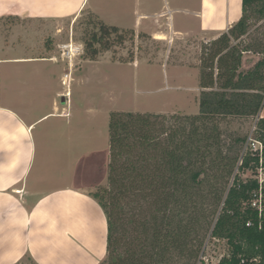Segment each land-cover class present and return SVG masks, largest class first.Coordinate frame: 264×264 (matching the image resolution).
I'll return each mask as SVG.
<instances>
[{
  "label": "trees",
  "instance_id": "obj_1",
  "mask_svg": "<svg viewBox=\"0 0 264 264\" xmlns=\"http://www.w3.org/2000/svg\"><path fill=\"white\" fill-rule=\"evenodd\" d=\"M253 14L264 19V0H242L241 18L204 50L199 113H111L107 185L92 193L108 222L103 263L192 264L210 236L230 248L219 264H264V181L241 175L264 167V58L240 73L242 54L230 46L247 33ZM99 30L85 40L88 59L101 52L95 43L110 49L104 36H135L102 19ZM233 115L256 117L262 153L242 154L226 142L222 122Z\"/></svg>",
  "mask_w": 264,
  "mask_h": 264
},
{
  "label": "crops",
  "instance_id": "obj_2",
  "mask_svg": "<svg viewBox=\"0 0 264 264\" xmlns=\"http://www.w3.org/2000/svg\"><path fill=\"white\" fill-rule=\"evenodd\" d=\"M92 1L0 0V19L20 20L0 32V76L1 65L9 64L7 91L0 89V264L28 258L34 264H102L107 256V216L92 195L104 185V164L91 153L82 161L92 143L78 133L77 122L63 120L68 111L57 98L63 90L50 110L43 106L41 94L54 77L38 63L67 60L60 76L67 86L76 67L73 56L65 57L68 45L61 53L36 45L50 25L87 10L169 44L191 34L216 38L242 16V0H116L113 20L106 22L101 1ZM108 163L109 141L107 176Z\"/></svg>",
  "mask_w": 264,
  "mask_h": 264
},
{
  "label": "rangeland",
  "instance_id": "obj_3",
  "mask_svg": "<svg viewBox=\"0 0 264 264\" xmlns=\"http://www.w3.org/2000/svg\"><path fill=\"white\" fill-rule=\"evenodd\" d=\"M96 1V0H93ZM92 1V2H93ZM101 1V11L106 22L113 20L111 6L113 1ZM20 23L14 18L0 19V32H6L12 24ZM100 17L90 11H84L80 16L52 23L43 38L37 39V46L55 51L72 50L73 55H65L66 59H76L75 70L72 71V81L69 86L62 83L60 76L68 68L67 60L39 62L44 68L52 70V77L46 84L41 97L45 99V108H51V103L58 90H63L57 98L62 109L67 110L68 118L78 125V133L91 141L90 148L82 153L83 158H91L104 164V185H107V162L110 115L114 111L152 112L158 114H197L200 111L202 88L199 85L202 58L214 39L204 40L191 34L171 38L169 44L153 38L146 32L135 36L125 33V40L117 41L116 35L102 37V42L111 43L108 50L95 43L101 52L97 59L86 58V39H92L93 34L100 36ZM225 32H229V29ZM163 37V36H162ZM4 38L0 34V39ZM230 46L242 54L240 73H246L255 68L256 63L264 58V19L253 14L248 31L241 37L233 36ZM43 49V48H42ZM207 49V50H206ZM248 49V50H246ZM8 67L6 61L1 65L3 75L0 76V89L5 94L8 88ZM264 71V70H263ZM2 84V85H1ZM67 91L69 93L67 94ZM256 117L253 115L228 116L222 122L224 139L237 148L242 154L251 151L249 138L256 137ZM63 157V161L64 162ZM254 174L251 169L241 175L244 179L257 177L264 181V167H259ZM52 181H49L51 185ZM100 187V186H99ZM98 187V188H99ZM97 188V189H98ZM96 189V190H97ZM95 190V191H96ZM144 209L145 202H142ZM132 203L126 205L132 208ZM129 213L125 217L124 228L128 229ZM128 231L125 230V235ZM127 241V237H126ZM230 255V248L225 239L208 236L198 260L192 264H219L223 257ZM18 264H34L25 259ZM105 264V263H103Z\"/></svg>",
  "mask_w": 264,
  "mask_h": 264
},
{
  "label": "built area",
  "instance_id": "obj_4",
  "mask_svg": "<svg viewBox=\"0 0 264 264\" xmlns=\"http://www.w3.org/2000/svg\"><path fill=\"white\" fill-rule=\"evenodd\" d=\"M70 53V56L73 55L72 50L68 51ZM248 144L251 146V150L253 151H259V153H262L263 145L260 141L256 140V138L250 137ZM254 205L261 206V199H258L254 202Z\"/></svg>",
  "mask_w": 264,
  "mask_h": 264
},
{
  "label": "bare ground",
  "instance_id": "obj_5",
  "mask_svg": "<svg viewBox=\"0 0 264 264\" xmlns=\"http://www.w3.org/2000/svg\"><path fill=\"white\" fill-rule=\"evenodd\" d=\"M158 33H159V32H158ZM157 37H158V38H162V36H161V35H158Z\"/></svg>",
  "mask_w": 264,
  "mask_h": 264
}]
</instances>
